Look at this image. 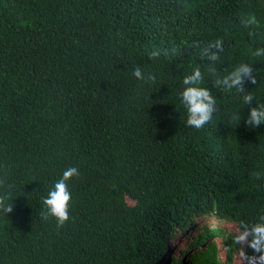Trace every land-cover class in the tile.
Segmentation results:
<instances>
[{
  "label": "trees",
  "instance_id": "obj_1",
  "mask_svg": "<svg viewBox=\"0 0 264 264\" xmlns=\"http://www.w3.org/2000/svg\"><path fill=\"white\" fill-rule=\"evenodd\" d=\"M258 48L264 0H0V264H264L236 239L264 218ZM241 62L255 82L226 90ZM195 68L216 98L199 129L178 96ZM69 166L58 226L43 197Z\"/></svg>",
  "mask_w": 264,
  "mask_h": 264
},
{
  "label": "clouds",
  "instance_id": "obj_2",
  "mask_svg": "<svg viewBox=\"0 0 264 264\" xmlns=\"http://www.w3.org/2000/svg\"><path fill=\"white\" fill-rule=\"evenodd\" d=\"M220 41L217 39L214 46H219ZM154 54V53H153ZM256 57H264L261 50L255 49L253 53ZM213 54L212 59H215ZM253 69L251 64L241 62L236 65L230 72L220 78L226 86V90L235 89L238 93H245L242 86L243 76L247 75L249 79L255 82V77L251 75ZM132 75L139 81H147L152 78L151 71H145L140 66L134 67ZM202 74L199 68L193 69L192 72L183 77V87L178 91L180 103L183 105L187 113L186 123L196 129L203 127L213 118V113L216 111V98L211 94L210 90L201 86ZM253 100L251 92H247L242 96L243 103L250 104ZM239 113L234 114V119L240 120ZM246 123L253 128L264 123V103H257L256 106L250 107ZM79 169L75 166L66 167L60 178L57 179L47 195L43 197L45 217L51 216L55 218L57 225H63L69 219V207L72 199V192L69 187V182L74 176H79ZM6 212L11 211V208H5ZM240 242H245L248 247L255 252L264 254V218L261 221L249 225L242 222L241 231L236 236Z\"/></svg>",
  "mask_w": 264,
  "mask_h": 264
},
{
  "label": "rangeland",
  "instance_id": "obj_3",
  "mask_svg": "<svg viewBox=\"0 0 264 264\" xmlns=\"http://www.w3.org/2000/svg\"><path fill=\"white\" fill-rule=\"evenodd\" d=\"M232 229L238 231L237 228H236L235 226H233ZM238 232H239V231H238ZM218 241L220 242V240H218ZM170 248H172V249H171V251L169 252L168 257H172L174 253L180 255L181 252H182V251H181L182 246H181V241H180V239H179V242H178L177 238L173 239ZM234 264H244V260H243V258H241L240 256H238V257L236 258V261H235Z\"/></svg>",
  "mask_w": 264,
  "mask_h": 264
}]
</instances>
